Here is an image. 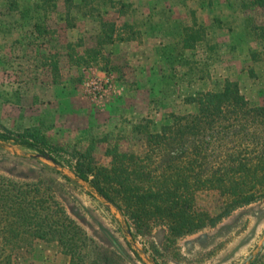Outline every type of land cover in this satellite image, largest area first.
<instances>
[{"label":"rangeland","instance_id":"1","mask_svg":"<svg viewBox=\"0 0 264 264\" xmlns=\"http://www.w3.org/2000/svg\"><path fill=\"white\" fill-rule=\"evenodd\" d=\"M32 1L0 0V130L42 131L48 143L68 150L55 149L59 161L75 163L70 152L75 145L88 146L93 134L98 138L94 155L101 164L111 165L107 149L116 144L122 152L142 153L144 137L125 131L126 119L149 116L169 122L172 112L195 110L185 96L219 89L225 79L237 82L250 101L264 105V40L249 33V26L264 25L263 7L244 12L239 0H121L127 4L122 14L111 8L116 14L106 18L116 20L118 27L126 23L119 32L130 39L107 47L121 71L107 72L96 64L77 65L70 58L69 44L76 37L83 42L78 49L82 55L75 58L86 59L87 47L97 45L94 20L79 18V32L70 30L59 10L48 16L54 32L41 37L32 27L34 16L26 17ZM195 23L205 24L210 34L184 52L188 63L176 68L181 73L176 77L170 68L163 69L166 58L160 49L178 40L180 24ZM47 55L52 56L46 59ZM52 59L59 61L58 82ZM37 153L41 152L0 140V176L37 190L41 210L57 214L58 206L64 208L86 234L83 249L90 264H98L104 253L115 259L114 264H160L149 241L133 234L126 215L78 180L74 168L59 162L64 168L57 169L34 156ZM193 198L199 209L221 210L218 192L198 188ZM263 241L264 199L237 209L216 228L181 238L168 264H243ZM25 242L16 247L17 254H25L24 264H70L56 239L31 236ZM249 264H264V247Z\"/></svg>","mask_w":264,"mask_h":264},{"label":"trees","instance_id":"2","mask_svg":"<svg viewBox=\"0 0 264 264\" xmlns=\"http://www.w3.org/2000/svg\"><path fill=\"white\" fill-rule=\"evenodd\" d=\"M239 1L244 12L264 8V0ZM126 7L121 0H33L26 8V17L34 16L32 27L41 37L54 32L48 16L59 10L63 11L59 18L68 22L70 30H77L79 18L94 20L97 45L87 47L86 59L75 58L82 55L78 49L83 42V38L76 37L75 45L69 44L70 58L77 65L96 64L110 72L120 71V67L114 64L107 47L130 38L119 32L126 23L118 27L116 20L106 16L116 14L111 8H118L122 14ZM178 27V40L160 49L166 58L163 69L170 68L176 77L181 74L176 68L188 63L184 52L195 49L210 34L202 23ZM249 33L255 40H264V25L249 26ZM51 66L58 82V59H52ZM185 102L192 103L195 110L185 114L172 112L169 122L159 123L149 116L126 119L122 127L144 137V151L122 152L116 144L107 149L113 158L110 166L95 158L93 147L98 138L93 132L88 146L75 145L70 152L75 163L59 161L53 154L55 149L68 150L48 143L47 136L36 128L16 133L2 127L0 140L50 153L57 162L68 163L80 178L92 183L120 208L133 234L149 241L162 260L159 263L168 264L176 255L174 247L181 238L216 228L237 209L264 199V105L250 101L231 79H225L219 89L187 95ZM197 187L220 194L219 212L199 209L194 204ZM36 192L0 176V264H24L25 254H17L16 247L31 236L58 240L70 264H90L83 249L87 242L83 229L60 206L57 214L41 210L42 198L34 195ZM162 229L165 234L157 236ZM177 256L182 255L177 252ZM100 259L98 264L115 263L106 253Z\"/></svg>","mask_w":264,"mask_h":264},{"label":"water","instance_id":"3","mask_svg":"<svg viewBox=\"0 0 264 264\" xmlns=\"http://www.w3.org/2000/svg\"><path fill=\"white\" fill-rule=\"evenodd\" d=\"M7 142V141H5ZM34 156L36 157H39V158H43V159H46L48 162H50L51 164H53L57 169H63L64 166L62 164H60L59 162H57L54 158H52L49 154L47 153H37V154H34ZM73 174L75 175V177L78 179V180H81L82 182L84 183H87L91 188L92 190L98 195L100 196L103 200H105L106 202H108V204L110 203L112 206L116 207V209L119 210V212L121 213L122 211L120 210V208L118 206H116V204H114V202H112L111 200H109L108 198H106L105 196H103L102 194H100L98 192V190L94 187V185H92V183H90L89 181H86L82 178H80L76 173L75 171H73ZM70 176V174H68ZM128 235L131 236V232L128 231ZM264 247V241L260 247V249L258 251H256L255 253L249 255L246 259V261L243 263V264H249L251 263L260 253V251L263 249Z\"/></svg>","mask_w":264,"mask_h":264}]
</instances>
